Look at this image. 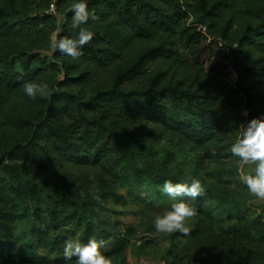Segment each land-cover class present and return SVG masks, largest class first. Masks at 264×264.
<instances>
[{
    "label": "trees",
    "instance_id": "1",
    "mask_svg": "<svg viewBox=\"0 0 264 264\" xmlns=\"http://www.w3.org/2000/svg\"><path fill=\"white\" fill-rule=\"evenodd\" d=\"M74 2L0 0V204L6 198L9 208L22 206L36 220L9 255L25 264H75L63 255L69 238L103 241L110 259L124 254L128 239L103 225L97 201L64 191L75 175L86 179L98 170L139 183L152 176L135 164L141 133L220 157L248 121L264 119V0H85L99 18L88 21L93 39L78 59L59 50L48 59L40 51L51 47L59 14L57 40L75 36ZM213 46L227 63L210 72L201 58ZM228 66L234 79L224 73ZM28 81L46 82L50 94L31 99L23 88ZM165 101L197 110L198 126L163 114ZM16 162L39 163L43 181L58 191L45 197L43 185ZM104 193L127 203L109 187ZM186 202L202 215L234 220L218 232L201 218L188 235L176 234L194 249L193 264H264V212L212 190ZM210 202L215 207L207 213ZM5 208L0 221L8 228ZM11 237L0 235V263L9 259Z\"/></svg>",
    "mask_w": 264,
    "mask_h": 264
},
{
    "label": "rangeland",
    "instance_id": "2",
    "mask_svg": "<svg viewBox=\"0 0 264 264\" xmlns=\"http://www.w3.org/2000/svg\"><path fill=\"white\" fill-rule=\"evenodd\" d=\"M58 16L59 28L55 32L56 38L60 32V24L64 15L59 14ZM54 51L52 47H49L40 52L48 59H52ZM201 60L205 67L211 70L210 72H213L212 69L219 64L227 63V59L223 54H219L214 46L207 49ZM224 73L229 79L235 78L229 66L224 69ZM63 75L62 72L59 73L60 77ZM162 103L160 110L167 117L177 122L198 126L200 115L197 110L184 104H173L170 101ZM226 111L229 114L234 113L230 106L226 107ZM139 140H142V144L138 145L140 155L135 164L143 171L152 173V176H146L145 181L139 183L136 179L128 180L124 172L113 176L110 172L98 170L93 171L86 179L74 174L76 181H73L72 185L64 191L66 194L73 189L81 200L95 199L97 201L96 211L104 221L103 225H110L117 233L128 239L124 254L113 257L112 264H164L165 261L174 259L177 260L176 264H193L194 249L189 247L185 236L176 235L179 232L162 234L154 227L157 215L170 209L173 203L181 200L187 201V197L185 199L178 197L173 200L162 192L161 188L164 183L160 178L162 175L175 177L181 181L198 179L205 191L212 190L220 195H227L235 203L250 206L257 213L264 212V201L253 197L248 192L247 185L240 179L243 174H254L253 165H241L239 158L232 156L231 153L227 156L215 157L204 150L192 152L180 147L177 141L160 139L147 133H141ZM169 157L173 158V161L168 163ZM17 164L27 170L28 177L43 185L45 197H48L51 192L58 191L43 181L41 177L43 168L39 163L20 162ZM221 170L224 171L222 174L219 173ZM226 170H230L231 173H226ZM105 187L124 195L127 203L125 205L115 203L111 196L104 193ZM1 201L3 202L0 205L4 207L6 205L3 213L4 218L7 219L8 228L4 227V221L1 220L0 235L9 233L12 236L7 240L6 254L9 256L15 253L16 248L23 243L26 230L34 225L36 220L27 213L24 207L9 208L6 198H2ZM205 205H207V213L214 210V203L210 202ZM41 208L43 215L46 216L44 212L46 204H42ZM201 218L206 219L218 232L234 224L233 219L215 215L211 218L197 212L195 217L186 222V227L189 230L193 229ZM8 258L0 264H25L18 258H12V256Z\"/></svg>",
    "mask_w": 264,
    "mask_h": 264
},
{
    "label": "clouds",
    "instance_id": "3",
    "mask_svg": "<svg viewBox=\"0 0 264 264\" xmlns=\"http://www.w3.org/2000/svg\"><path fill=\"white\" fill-rule=\"evenodd\" d=\"M72 29L74 38L63 37L57 40L55 34L50 37V44L54 50L62 54L78 59L81 49L94 37L89 19L98 20L94 14L90 16L85 0H76L72 4ZM24 93L35 100L38 96L45 97L48 94L46 82L28 81L23 85ZM248 114L246 111L243 113ZM234 157L239 158L241 165H253L254 174H243L240 179L247 185L248 192L260 201H264V119L255 118L247 122L241 138L233 143L229 149ZM162 192L175 200L178 197H190L196 199L203 195L205 189L198 179H191L190 183H173L165 180L161 188ZM197 215L196 209L189 203L181 200L173 203L170 209L155 217L154 227L162 234L182 233L189 234L186 222ZM103 241L95 238L87 243H81L77 239L69 238L64 242L63 255L66 261L75 258V264H112L109 257L101 252Z\"/></svg>",
    "mask_w": 264,
    "mask_h": 264
},
{
    "label": "built area",
    "instance_id": "4",
    "mask_svg": "<svg viewBox=\"0 0 264 264\" xmlns=\"http://www.w3.org/2000/svg\"><path fill=\"white\" fill-rule=\"evenodd\" d=\"M53 7H54V6L52 5V9H53Z\"/></svg>",
    "mask_w": 264,
    "mask_h": 264
}]
</instances>
